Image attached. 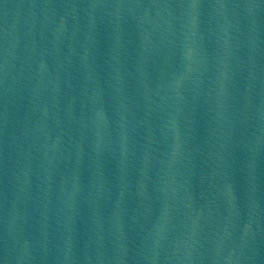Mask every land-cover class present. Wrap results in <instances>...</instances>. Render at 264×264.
Instances as JSON below:
<instances>
[{
    "label": "water",
    "instance_id": "obj_1",
    "mask_svg": "<svg viewBox=\"0 0 264 264\" xmlns=\"http://www.w3.org/2000/svg\"><path fill=\"white\" fill-rule=\"evenodd\" d=\"M0 264H264V0H0Z\"/></svg>",
    "mask_w": 264,
    "mask_h": 264
}]
</instances>
